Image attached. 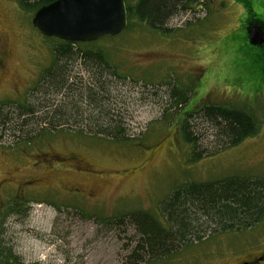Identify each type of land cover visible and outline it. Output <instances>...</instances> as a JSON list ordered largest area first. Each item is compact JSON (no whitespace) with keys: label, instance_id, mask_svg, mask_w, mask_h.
<instances>
[{"label":"rangeland","instance_id":"1","mask_svg":"<svg viewBox=\"0 0 264 264\" xmlns=\"http://www.w3.org/2000/svg\"><path fill=\"white\" fill-rule=\"evenodd\" d=\"M33 14L19 0H0V106L33 100L32 87L52 63L54 43L35 30ZM252 25L264 31V0H192L165 34L131 20L116 37L74 47L100 50L117 66L99 79L107 91L100 104L119 120L122 139L98 134L109 129L96 123L98 112L60 94L52 99L67 113L81 109V125L0 133V247L22 264H134L137 233L117 219L137 210L159 217L161 202L184 183L264 177V41L249 44ZM70 70L74 90L79 78L88 86L82 60ZM174 85L192 88L185 109L212 102L253 110L258 134L220 149L208 130L210 154L190 162L192 146L182 142L167 97ZM15 202L23 212L9 215ZM210 228L163 264H264V217L239 231Z\"/></svg>","mask_w":264,"mask_h":264},{"label":"trees","instance_id":"2","mask_svg":"<svg viewBox=\"0 0 264 264\" xmlns=\"http://www.w3.org/2000/svg\"><path fill=\"white\" fill-rule=\"evenodd\" d=\"M52 1L54 0H19L25 11L33 13ZM190 3L192 0H135L133 3L125 0L128 25L124 31H128L131 20H135L149 29L165 34L168 32L165 27L167 21L173 15L188 9ZM49 39L54 43L53 59L51 65L43 71L32 87L35 91L32 96L34 99L19 100L17 101L19 104L13 108L0 106L2 136L10 134L14 136L16 133L27 136L33 133L32 128L37 129L38 134L46 131L53 133L64 125H81V109L76 107L75 112L72 110V113H67L62 101L56 103L52 99L60 94L63 100L76 96L80 103L86 102L90 112H98L96 123H103L109 128L101 129L98 134H105L113 138L111 140L121 141L120 134L124 132V128L118 123L119 120H114L112 114H107L100 104V99L107 91L99 79L107 77V72L110 73L108 77L114 76L115 72L111 70L117 69L116 65H111L109 54H104L100 50L78 53L74 47H78L82 42H69L55 37ZM79 54L82 55L78 56ZM76 60H82L90 80L86 82L88 86H85L79 78L81 83L74 90L75 84H70L69 79L73 78L70 69ZM171 82L173 83L168 84H176L173 79ZM191 96L192 88L177 85L171 87L167 95L169 106L178 109L175 113L180 117L176 125L180 138L183 143L192 146L190 162L198 161L210 154V150L207 149L211 147L206 143L210 131L214 138L213 143L220 149L234 146L243 139L258 134L261 122L253 110L212 102H198L193 107L185 109ZM27 128L30 129V132L27 131L29 134L24 133ZM18 206L20 205L15 202L14 208L8 214L22 213L23 210ZM263 217L264 177L229 176L207 182H188L173 189L161 202L159 217L150 212L137 210L123 215L115 223L116 225L122 221L125 225L130 223L137 233L138 240L128 256L130 263L163 264L178 250L184 251L192 243L201 241L206 235L204 230L210 229L209 235L213 234L215 229L210 227L221 229L223 232L239 231L255 226ZM0 264L22 263L12 254L9 247L2 246Z\"/></svg>","mask_w":264,"mask_h":264},{"label":"water","instance_id":"3","mask_svg":"<svg viewBox=\"0 0 264 264\" xmlns=\"http://www.w3.org/2000/svg\"><path fill=\"white\" fill-rule=\"evenodd\" d=\"M31 23L44 37L85 43L120 34L128 19L125 0H54L36 10ZM247 35L251 45L264 41L258 25L250 26Z\"/></svg>","mask_w":264,"mask_h":264},{"label":"flooded vegetation","instance_id":"4","mask_svg":"<svg viewBox=\"0 0 264 264\" xmlns=\"http://www.w3.org/2000/svg\"><path fill=\"white\" fill-rule=\"evenodd\" d=\"M263 27V26H262ZM263 29H264V27H263ZM264 43V42H263Z\"/></svg>","mask_w":264,"mask_h":264}]
</instances>
